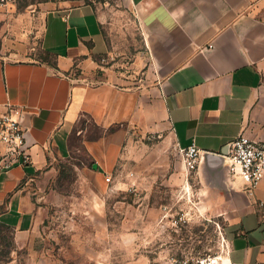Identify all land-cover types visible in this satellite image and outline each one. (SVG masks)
<instances>
[{"label":"crops","instance_id":"crops-1","mask_svg":"<svg viewBox=\"0 0 264 264\" xmlns=\"http://www.w3.org/2000/svg\"><path fill=\"white\" fill-rule=\"evenodd\" d=\"M125 1L161 80L152 95L113 71L98 76L109 45L95 3L0 2V114L19 110L27 159L0 172V220L19 232L38 225L23 184L69 158L75 141L107 162L118 151L112 130L166 122L178 147L203 152L205 184L229 194L227 264H264V180L249 196L226 167L239 134L264 138V0Z\"/></svg>","mask_w":264,"mask_h":264},{"label":"rangeland","instance_id":"rangeland-1","mask_svg":"<svg viewBox=\"0 0 264 264\" xmlns=\"http://www.w3.org/2000/svg\"><path fill=\"white\" fill-rule=\"evenodd\" d=\"M64 1L95 3L99 9L109 52L98 60V76L113 71L152 95L161 80L127 2ZM37 58H47L39 45ZM113 131L107 140L118 145L114 159L91 157L77 140L69 158L24 182L40 220L25 232L0 220V264H198L214 255L227 260L223 236L232 215L226 209L229 194L207 186L198 168L186 169L168 124ZM3 144L0 139V172ZM261 215L264 222V206Z\"/></svg>","mask_w":264,"mask_h":264},{"label":"built area","instance_id":"built-area-1","mask_svg":"<svg viewBox=\"0 0 264 264\" xmlns=\"http://www.w3.org/2000/svg\"><path fill=\"white\" fill-rule=\"evenodd\" d=\"M11 0H1L6 4ZM20 112L9 108L0 114V139L6 145L7 152L3 159L4 168H10L21 157L26 159L24 153L25 134L19 120ZM226 154V167L234 177L239 178L244 185V190L249 196H255L257 188L264 180V138H252L245 133L239 134L228 146ZM179 151L184 166L189 172L195 171L203 160V152L192 144ZM226 255L229 252V243L223 236ZM226 257V256H225ZM198 264H224L222 255L208 256L198 261Z\"/></svg>","mask_w":264,"mask_h":264},{"label":"water","instance_id":"water-1","mask_svg":"<svg viewBox=\"0 0 264 264\" xmlns=\"http://www.w3.org/2000/svg\"><path fill=\"white\" fill-rule=\"evenodd\" d=\"M94 168H97V164H94Z\"/></svg>","mask_w":264,"mask_h":264},{"label":"trees","instance_id":"trees-1","mask_svg":"<svg viewBox=\"0 0 264 264\" xmlns=\"http://www.w3.org/2000/svg\"><path fill=\"white\" fill-rule=\"evenodd\" d=\"M5 226H8V225H6L5 223H3ZM8 227H10V226H8Z\"/></svg>","mask_w":264,"mask_h":264},{"label":"bare ground","instance_id":"bare-ground-1","mask_svg":"<svg viewBox=\"0 0 264 264\" xmlns=\"http://www.w3.org/2000/svg\"><path fill=\"white\" fill-rule=\"evenodd\" d=\"M227 260L224 261V263H226ZM228 263V262H227Z\"/></svg>","mask_w":264,"mask_h":264}]
</instances>
